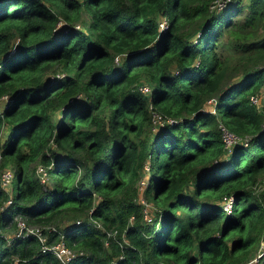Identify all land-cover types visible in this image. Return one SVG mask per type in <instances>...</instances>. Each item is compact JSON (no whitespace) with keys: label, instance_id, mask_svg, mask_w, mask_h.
<instances>
[{"label":"trees","instance_id":"16d2710c","mask_svg":"<svg viewBox=\"0 0 264 264\" xmlns=\"http://www.w3.org/2000/svg\"><path fill=\"white\" fill-rule=\"evenodd\" d=\"M263 91L264 0H0V170L15 176L0 226L68 217L65 264L245 262L264 225L249 188ZM148 102L172 120L151 127ZM219 124L239 139L225 146ZM145 164L151 222L136 201ZM15 259L61 264L32 234L0 232V264Z\"/></svg>","mask_w":264,"mask_h":264},{"label":"built area","instance_id":"2783aa9c","mask_svg":"<svg viewBox=\"0 0 264 264\" xmlns=\"http://www.w3.org/2000/svg\"><path fill=\"white\" fill-rule=\"evenodd\" d=\"M221 2H222V0H214L215 7L219 6L221 4ZM164 22H165L164 19L161 18L160 22H159V26L160 27L164 26L165 25ZM113 60L115 62H117L118 56L114 55ZM136 87L140 92H143V93H148L150 90L149 84L144 80L137 82ZM249 98H250L251 102H253L255 105L259 106L260 98H261L260 94H251L249 96ZM147 108H148L149 114H150L151 127H154L157 124H161L164 121L168 122V121L172 120L171 118H164L163 116H161L159 114V112H157L153 108L151 102H148ZM219 125H220V128L222 130L223 140H224L225 135H230V137L233 138L230 141V143L239 139L236 135L231 134L229 131H227L223 127V125H221V124H219ZM230 143H228V144L225 143V146L229 145ZM243 143L246 144V140H243ZM142 170H143V172H142V174H140V176L138 177L137 182H136V187H137L136 201L140 204L142 219L145 222H151L152 214L149 211H150V209L153 208V206H152L151 202L148 201V199L143 195V190H144V187H145L146 181H147L148 167L146 164L144 165V168ZM35 173L37 174L38 179L41 182L46 181L47 173H46V169L44 166H42L41 164H37L35 167ZM13 175H14L13 169H11L9 167H3L0 170V187L6 192V199L4 200L3 205H6L11 201L12 195L7 192L6 187L8 185V182L10 181V178ZM231 202H232V196L231 195L223 196L221 198L222 208L225 211H229L230 207H231ZM16 219H17L16 220V229L17 230L14 233V235H22L25 233L32 234L39 241L41 251H44V250L51 251L52 254L59 260V262L61 264H65L75 254V252L66 244V242L63 238V234L61 232L57 231L56 226H54L53 224L46 223V224H41V225H35V224L26 223L21 217H18ZM89 220H91L95 224V226H100V223L98 221H96L95 219L89 218ZM76 222H78V219L76 220ZM51 232H55L56 234L53 238L48 240L49 234ZM262 243L263 242H261V244ZM257 260H258V254L254 257H251L246 263L245 262H243V263H245V264H257V262H256ZM243 263H241V264H243ZM11 264H21V263L18 262L17 259H15L12 261Z\"/></svg>","mask_w":264,"mask_h":264},{"label":"rangeland","instance_id":"374dc122","mask_svg":"<svg viewBox=\"0 0 264 264\" xmlns=\"http://www.w3.org/2000/svg\"><path fill=\"white\" fill-rule=\"evenodd\" d=\"M78 26H80L81 29H83V26L78 24ZM117 55V54H116ZM114 64V63H113ZM116 65V64H115ZM263 96H264V91H263ZM262 96V97H263ZM151 125V123H150ZM3 133H1V137H0V142L2 140V135ZM233 138L230 137V135H225L224 136V142L226 144L230 143V141L232 140ZM37 164H34L33 165V169L35 170V167H36ZM5 167H9L11 169H13L11 163L9 162V160H6V164H5ZM35 172V171H34ZM80 174V172H77V175L78 176ZM46 181L47 183L50 182V176L47 175L46 177ZM7 192L10 193L11 195L14 193L15 191V176L13 175L11 178H10V181L8 182V185H7ZM250 190L252 192V194L261 202L263 208H264V171L261 172L257 178H256V181L254 184H251L250 185ZM150 201V200H148ZM151 202V201H150ZM152 204V203H151ZM19 216L15 215L12 219L11 222H8V223H4L2 226H0V232L5 234L6 236H11L13 235L15 232H16V218H18ZM68 217H65V216H62V217H59V218H56L54 219L53 221H50L48 222L49 224H53L54 226H61L62 224L61 223H66L68 222ZM259 240L254 243L247 251L246 253V257L244 258L245 259V263L251 258V257H254L258 254V257L259 255L261 254V251L263 250L264 248V225L262 226L261 228V234L258 238ZM261 242H263L261 244ZM247 259V260H246ZM258 261V260H257ZM256 261V262H257ZM243 263V264H245Z\"/></svg>","mask_w":264,"mask_h":264}]
</instances>
